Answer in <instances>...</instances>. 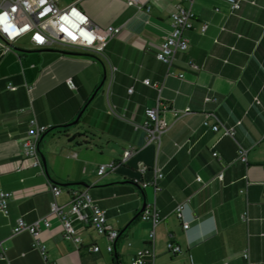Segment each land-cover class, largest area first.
Listing matches in <instances>:
<instances>
[{
  "label": "crops",
  "instance_id": "obj_1",
  "mask_svg": "<svg viewBox=\"0 0 264 264\" xmlns=\"http://www.w3.org/2000/svg\"><path fill=\"white\" fill-rule=\"evenodd\" d=\"M238 2L233 9L228 0H192L194 19L184 33L188 47L175 53L171 68L154 52L170 30L175 0H150L148 10L125 0H82L78 7L100 28L122 25L103 46V57L37 50L27 40L0 54V189L10 192L7 213H0L2 261L44 264L32 235L12 234V228L18 218L32 223L45 217L48 225L41 223L37 235L50 264H130L152 229L150 220L140 218L145 200L155 203L160 216L155 264H188L189 257L193 264H245V247L253 262L264 264V0ZM157 102L169 127L159 145H146L138 126L145 108ZM30 118L48 126L38 143L43 172L10 169ZM204 119L219 129L204 126ZM223 126L234 135H225ZM64 129L67 136L59 133ZM129 146L137 152L117 164ZM239 147L247 150L245 163L236 158ZM109 161L117 166L98 176L97 166ZM142 165L162 172L157 188L139 185ZM52 186L61 189L58 195ZM70 189H87L105 210L106 222L119 234L112 252H106L104 236L80 222H73L78 244L62 238L50 203L69 202ZM180 203L185 205L177 214ZM243 211L247 221L240 219ZM169 240L180 252L168 251ZM95 245L98 252L91 250Z\"/></svg>",
  "mask_w": 264,
  "mask_h": 264
},
{
  "label": "built area",
  "instance_id": "obj_2",
  "mask_svg": "<svg viewBox=\"0 0 264 264\" xmlns=\"http://www.w3.org/2000/svg\"><path fill=\"white\" fill-rule=\"evenodd\" d=\"M82 0H67L64 5H59L60 0H0V54L12 51V46L16 41L27 38L28 44L33 49L59 48L62 50H75L90 52L98 57H103V46L111 39L119 36L122 31V25H107L104 28L97 26L79 7L78 4ZM129 6L148 10L147 3L150 0H125ZM231 7L236 9L239 7L238 0H228ZM192 0H175L173 8L170 12V30L164 36L158 49L154 52V57L171 68L176 52H183L188 47V38L185 31L192 27L194 13L190 4ZM205 25L201 26L204 31ZM98 45V46H97ZM189 67L198 69L199 66L192 61H188ZM178 77H182V73H177ZM68 88L75 87L71 78L65 80ZM143 83L149 86L157 87V84L150 83L148 79H144ZM8 89H13L8 85ZM132 88H128L131 92ZM210 100L209 97L205 98ZM165 107L162 108L164 110ZM174 111L175 115L187 112ZM161 108L157 102L155 106L147 107L144 110V121L138 127L143 132L144 144L152 142L159 145L160 135L169 127V124L160 117ZM204 126H209L213 131L219 129L217 123L209 124L206 119L202 121ZM48 126L39 124L35 118H30L27 124L24 138L21 143L19 152V160L10 163V169L21 171L25 168H36L43 172L42 164L38 152V143L41 135L47 130ZM223 133L228 136L234 135L233 128L222 127ZM246 149L239 147L237 151V160L246 162ZM137 152V148L129 146L124 149L117 164L126 162L132 155ZM216 155L215 152L212 153ZM117 164L114 161L104 162L97 166L96 173L98 176L104 174L107 170H113ZM141 176L139 185L146 187L149 185L157 188L158 181L163 174L160 169L154 165L151 169L142 165L138 168ZM150 172V177L145 179V175ZM220 172L217 177L222 178ZM199 180V178H197ZM58 186H52L53 195L56 196L60 192ZM70 200L66 204L59 205L55 201L50 203V214H55L61 224V236L63 239L78 244L80 237L76 234L73 222H80L89 225L93 230L107 239L105 246L106 252L113 251L114 243L118 237V230L114 229L106 222V212L100 208L92 199L87 189L78 190L70 189ZM10 192L0 189V213H7L8 200ZM185 203L176 205L174 211L180 214ZM141 219L150 220L152 229L148 234L146 245L139 251L137 255L131 259L130 264H155L154 263V227L160 220L159 212L155 203L146 204L140 212ZM242 221L248 220L246 211L240 215ZM48 225L45 217L39 218L32 223L25 222L22 218H18L12 228V234L27 231L33 237L32 246L39 251L44 258V264H50L46 261V252L42 241L37 235L39 225ZM188 224L183 222L182 227L187 228ZM171 236V235H170ZM168 251L172 254L180 252L179 245L169 240L167 242ZM91 250L97 252L98 246H92ZM241 257L245 264H259L253 262L250 258L248 247L241 251ZM2 243L0 241V264H8L3 260ZM193 264V260L189 257V263Z\"/></svg>",
  "mask_w": 264,
  "mask_h": 264
},
{
  "label": "water",
  "instance_id": "obj_3",
  "mask_svg": "<svg viewBox=\"0 0 264 264\" xmlns=\"http://www.w3.org/2000/svg\"><path fill=\"white\" fill-rule=\"evenodd\" d=\"M12 49L13 50H18V48L15 46V45H13L12 46ZM37 50H41V49H37ZM50 50V49H49ZM59 52H62V53H68V54H78V52H74V51H66V50H58ZM103 82V81H102ZM102 82L100 83V84H102ZM84 107H85V105H84ZM82 111V110H81ZM81 113V112H80ZM80 113L77 115V117L75 118V120L74 121H72V122H70V123H68V124H65L64 125V127L65 126H69V125H72V124H74L76 121H77V119H78V117H79V115H80ZM41 138V137H40ZM41 164H42V166L44 167L45 166V163H44V161L41 159ZM60 186H65L66 184L65 183H58ZM69 184V183H68ZM73 184H76V185H85L86 186V184H84V183H82V182H74ZM145 205H146V202H145V200H143V203H142V205H141V210H140V212L144 209V207H145Z\"/></svg>",
  "mask_w": 264,
  "mask_h": 264
},
{
  "label": "trees",
  "instance_id": "obj_4",
  "mask_svg": "<svg viewBox=\"0 0 264 264\" xmlns=\"http://www.w3.org/2000/svg\"><path fill=\"white\" fill-rule=\"evenodd\" d=\"M59 133H61V134H63V135H65V136H67V134H66V130L64 129V130H60L59 131ZM76 138V135H73L71 138H68V140H72V139H75ZM145 178V177H144ZM98 252V251H97ZM119 262V261H118Z\"/></svg>",
  "mask_w": 264,
  "mask_h": 264
},
{
  "label": "rangeland",
  "instance_id": "obj_5",
  "mask_svg": "<svg viewBox=\"0 0 264 264\" xmlns=\"http://www.w3.org/2000/svg\"><path fill=\"white\" fill-rule=\"evenodd\" d=\"M67 2V0H60L59 4H65ZM23 40H27V38H23L22 40L19 41V43H22Z\"/></svg>",
  "mask_w": 264,
  "mask_h": 264
}]
</instances>
